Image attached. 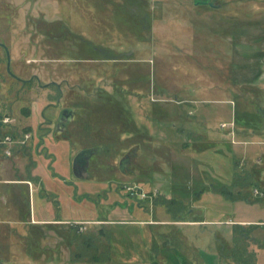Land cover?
I'll return each instance as SVG.
<instances>
[{"label": "rangeland", "instance_id": "1", "mask_svg": "<svg viewBox=\"0 0 264 264\" xmlns=\"http://www.w3.org/2000/svg\"><path fill=\"white\" fill-rule=\"evenodd\" d=\"M193 1L0 0L10 73L66 79V106L78 105L77 86L115 87L128 121L84 95L83 126L41 140L40 116L26 110H47L54 95L21 88L0 47V113L35 135L32 151L0 155V179L33 187L0 183V264H249L264 255V226L237 225L264 220V197L251 193H264V0ZM231 120L237 144L218 127ZM90 146L99 154L77 179L71 159ZM244 173L253 185L243 188ZM126 187L155 194L127 200ZM81 222L80 232L71 225Z\"/></svg>", "mask_w": 264, "mask_h": 264}, {"label": "flooded vegetation", "instance_id": "2", "mask_svg": "<svg viewBox=\"0 0 264 264\" xmlns=\"http://www.w3.org/2000/svg\"><path fill=\"white\" fill-rule=\"evenodd\" d=\"M80 41L83 42V38L81 37V39H79ZM86 44L89 46V44L86 42ZM0 47H2L4 49L5 55L7 57L5 48L3 47V45H0ZM100 49L97 48L96 46H90V52L95 53L97 51H99ZM116 58H103L102 61H116ZM77 62H83V61H98V59H90V60H83V59H79L76 60ZM77 67L79 68V70H81L82 68V64L81 65H77ZM77 68V69H78ZM10 70V69H9ZM8 74L16 81L21 83V88H28V87H38L41 90H47V89H51V92L53 93V99L48 102L45 107H47V110L45 111H34V112H30V110H26V118H33L35 120H37L36 118L40 116V121L38 122V129L41 133V135L39 136L41 139H43L45 137V135L47 136L48 134H51L52 136L54 135H58L60 134V136L66 137L67 136V129L68 127L74 123L75 121L78 122V126L81 128L83 126L82 120L85 114L84 111V107H83V102L82 99L84 97V95H87V97H93L96 99H99V101H103L104 103H108L109 106H111L113 108V112L112 115L114 116L115 114L118 116V118L123 117L124 115V119H125V113L124 111L127 110L126 105L123 104V101L126 102L125 100V93L122 94L121 91L116 90L115 87H111V91H103L101 90V88L99 86H96V89L93 91V93H86L84 90L83 86H77V97L79 98V102L77 106H66L65 105V91L63 89V84L65 86V88H68L67 85V80L64 79L62 82H56V81H50L47 83H41L40 79L36 76V75H31L29 78L27 79H22L19 78L15 75H13L12 73ZM98 101V102H99ZM7 103H11V105L13 104V102H7ZM51 109L52 111L50 112ZM36 110V109H34ZM87 111H89V109H87ZM25 112V111H24ZM23 112V113H24ZM47 112V113H46ZM114 113V114H113ZM116 116V117H117ZM129 119V118H128ZM15 120V124H17V120L14 118ZM128 121L125 119V121L123 122V124H126ZM130 124V123H129ZM142 130V128H141ZM33 137H31V140L29 142V150L32 151V147H33ZM41 146H37L36 149V153L37 155L40 154V149ZM85 149H90L91 150V156L88 159V166L86 167V171L85 173H87L88 177L90 174V164H91V160L98 156L99 154V150L94 147V146H90V147H85V148H81L80 150H77L74 154L73 157L71 159V164H70V171L72 173V175L75 177L73 170H72V164H73V159L75 158V156L82 150ZM135 155V149L133 150V152L130 153L126 152L124 154V156L120 159L119 161V169L124 172V171H129L131 163H132V158ZM49 169V167H48ZM51 172V169H49ZM81 168L76 169L77 172H80ZM53 173V172H51ZM54 176H58L57 174ZM32 187V186H31ZM29 189V188H28ZM32 191V190H31ZM31 193V192H30ZM127 200H133L130 196H126ZM125 204L128 205V202H126ZM117 206H119V204H116ZM132 209L134 208V205H136L137 207H141V203H135L132 202L130 203ZM120 207V206H119ZM121 208V207H120ZM127 208V206H126ZM125 209V208H124ZM128 209H130V207H128ZM130 209V210H132Z\"/></svg>", "mask_w": 264, "mask_h": 264}, {"label": "built area", "instance_id": "3", "mask_svg": "<svg viewBox=\"0 0 264 264\" xmlns=\"http://www.w3.org/2000/svg\"><path fill=\"white\" fill-rule=\"evenodd\" d=\"M219 129L226 132V136L233 143L237 144L238 142L234 141L235 138V123L233 120L222 122L219 124ZM15 120L11 115L0 113V155L5 158H10L13 156L14 150L16 148L29 147V141L31 140L30 132H20L16 130ZM31 191V182L26 181ZM126 193L132 199L145 200L152 197L153 192L146 194L142 189L138 187H126ZM254 196L264 197V194L257 189L253 190ZM149 201V200H148ZM75 226L78 231H83L85 223L71 224Z\"/></svg>", "mask_w": 264, "mask_h": 264}, {"label": "crops", "instance_id": "4", "mask_svg": "<svg viewBox=\"0 0 264 264\" xmlns=\"http://www.w3.org/2000/svg\"><path fill=\"white\" fill-rule=\"evenodd\" d=\"M20 132H30L31 133V130H29V128H21V129H18ZM40 132V131H39ZM38 132V133H39ZM31 137H33L34 138V136L35 135H33L32 133H31ZM39 135V134H38ZM40 136V135H39ZM47 136H51L50 134L49 135H47ZM45 137H46V135H45ZM33 138H32V140H33ZM42 140V139H41ZM30 142V141H29ZM255 141L253 140L252 141V145H255ZM258 144H259V142H257ZM26 150H29V147L28 148H24V147H22V148H16L15 150H14V153H13V155H16V156H19V155H21V154H23L24 153V151H26ZM255 151H256V149H255ZM262 153H263V151H262ZM56 162V161H55ZM52 172V171H51ZM52 175H56V174H54V173H51ZM26 181H30V180H22V179H17V181H10V180H4V179H0V183H4V184H8V185H11V184H14V183H19V184H23V185H26ZM31 182V181H30ZM31 185H32V182H31ZM27 186V185H26ZM31 190H33V187L31 188ZM10 192V191H9ZM9 192L7 193V195H9ZM260 192H262V191H260ZM251 193H252V195H253V191H251ZM263 193V192H262ZM264 194V193H263ZM254 196V195H253ZM7 197V196H6ZM5 197V198H6ZM254 197H258V196H254ZM33 223H35V224H46V225H50V224H52V223H61V222H59V221H56L55 220V222L54 221H44V220H36L35 218H33V221H32ZM238 224V226L240 225L241 227H243L244 229H246L247 227H251V226H255V225H258V226H264V220H259V221H245V220H240V221H238L237 222ZM253 239H255V238H253ZM257 243V241H255L254 242V244H256ZM257 245H259V244H257ZM256 247V246H255ZM260 249V248H259ZM238 264H245V263H238ZM249 264H264V255H262V256H259V254H258V252H257V254H256V256L253 258V261H251Z\"/></svg>", "mask_w": 264, "mask_h": 264}, {"label": "water", "instance_id": "5", "mask_svg": "<svg viewBox=\"0 0 264 264\" xmlns=\"http://www.w3.org/2000/svg\"><path fill=\"white\" fill-rule=\"evenodd\" d=\"M215 0H194L193 4L194 5H207L209 7L213 8H219V5L214 3ZM5 48L6 54H7V71L10 73L9 70V63H10V56L7 48L3 45ZM263 113V111H261ZM91 156V150L90 149H85L80 151L75 158L73 159V164H72V170L77 179L80 180H86L88 178L86 171V167L88 166V159ZM81 168L80 172H77L76 169ZM119 206L124 209L126 208L127 204H119ZM132 209V207L130 208Z\"/></svg>", "mask_w": 264, "mask_h": 264}, {"label": "trees", "instance_id": "6", "mask_svg": "<svg viewBox=\"0 0 264 264\" xmlns=\"http://www.w3.org/2000/svg\"><path fill=\"white\" fill-rule=\"evenodd\" d=\"M238 124L239 123H237V125L235 124V129H236V133H237V127H238ZM220 152V151H219ZM223 153V152H222ZM234 164H236V162H234ZM49 169H51V168H49ZM54 176V175H53ZM233 179V180H232ZM231 180V189H233V188H236V185H237V182L235 181V179L236 178H232ZM244 182V183H243ZM243 184H242V187L244 188L245 186H247V185H253V181H252V174L251 173H244V175H243ZM241 187V188H242ZM212 188H213V186H212ZM224 190L225 189H223L222 190V192H224ZM241 190H237V193H239ZM231 192V191H230ZM239 195V194H238ZM241 196V195H240ZM242 197V196H241ZM138 208H140V207H138ZM96 224V223H95ZM75 230H76V228H75ZM74 233H76L75 231H74Z\"/></svg>", "mask_w": 264, "mask_h": 264}]
</instances>
